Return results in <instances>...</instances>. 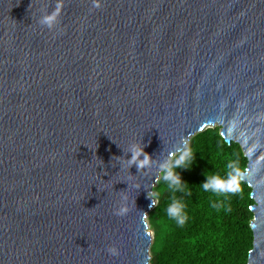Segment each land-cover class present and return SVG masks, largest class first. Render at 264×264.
Here are the masks:
<instances>
[{"label":"water","instance_id":"obj_1","mask_svg":"<svg viewBox=\"0 0 264 264\" xmlns=\"http://www.w3.org/2000/svg\"><path fill=\"white\" fill-rule=\"evenodd\" d=\"M215 126L264 264V0H0V264H149L160 165Z\"/></svg>","mask_w":264,"mask_h":264},{"label":"trees","instance_id":"obj_2","mask_svg":"<svg viewBox=\"0 0 264 264\" xmlns=\"http://www.w3.org/2000/svg\"><path fill=\"white\" fill-rule=\"evenodd\" d=\"M185 149L191 157L173 168L181 182L172 185L161 172L153 188L149 264H247L253 249L255 201L251 187L241 180L248 163L241 146L227 144L215 126L192 136ZM214 179L226 182L223 191L204 189ZM172 204L182 206L187 217L183 225L167 214Z\"/></svg>","mask_w":264,"mask_h":264},{"label":"clouds","instance_id":"obj_3","mask_svg":"<svg viewBox=\"0 0 264 264\" xmlns=\"http://www.w3.org/2000/svg\"><path fill=\"white\" fill-rule=\"evenodd\" d=\"M98 6V5H97ZM57 12H53L50 16L45 17L41 23L48 25L49 27L52 26L54 20L56 19ZM130 154L131 158L128 160L129 166L135 165L139 170L145 169L149 167L152 163V157L144 151V148L139 145H133L130 148ZM192 153L190 150H181L179 154L177 153H170L168 161H165L163 164L160 165L163 174V180L164 181H170L172 185H178L180 181L179 175H177L173 168L180 167L181 165L185 164L187 160L191 157ZM140 157H143V159H140ZM119 159V158H117ZM174 162V163H173ZM231 181H228L230 183ZM224 181H221L219 179H214L210 181V183L204 184V189L212 188L214 191H223L225 186ZM151 207L156 206V202L153 201V203L150 205ZM125 212L124 208H121L117 211V215H123ZM167 214L169 217L176 219L177 222L181 225L185 223V220L187 217L184 215L183 208L179 204H172L170 207L167 208ZM110 253L113 255H116L117 252L115 249H109Z\"/></svg>","mask_w":264,"mask_h":264},{"label":"rangeland","instance_id":"obj_4","mask_svg":"<svg viewBox=\"0 0 264 264\" xmlns=\"http://www.w3.org/2000/svg\"><path fill=\"white\" fill-rule=\"evenodd\" d=\"M156 186V185H155ZM154 186V187H155ZM150 197L152 198V199H154V201L156 202V199H155V191H153L151 194H150ZM153 208V207H152ZM152 210V209H151ZM147 223H148V215H147ZM149 225V224H148ZM148 231L151 233V235H152V238H153V232H152V230L150 229V227L148 228ZM151 256V255H150Z\"/></svg>","mask_w":264,"mask_h":264}]
</instances>
